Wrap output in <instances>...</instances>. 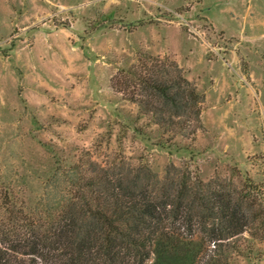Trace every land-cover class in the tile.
<instances>
[{
	"label": "rangeland",
	"instance_id": "rangeland-1",
	"mask_svg": "<svg viewBox=\"0 0 264 264\" xmlns=\"http://www.w3.org/2000/svg\"><path fill=\"white\" fill-rule=\"evenodd\" d=\"M155 57L202 95L196 134L173 138L132 101ZM87 158L248 177L264 205V0H0V188L38 202ZM234 241L230 264H264L261 237Z\"/></svg>",
	"mask_w": 264,
	"mask_h": 264
},
{
	"label": "trees",
	"instance_id": "trees-1",
	"mask_svg": "<svg viewBox=\"0 0 264 264\" xmlns=\"http://www.w3.org/2000/svg\"><path fill=\"white\" fill-rule=\"evenodd\" d=\"M152 59L133 72L140 115L173 138L191 127L196 134L202 95L176 62ZM60 165L38 202L2 183L0 264H230L245 232L264 240V205L251 178L241 187L205 181L173 163L161 176L125 158Z\"/></svg>",
	"mask_w": 264,
	"mask_h": 264
}]
</instances>
